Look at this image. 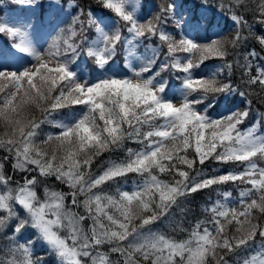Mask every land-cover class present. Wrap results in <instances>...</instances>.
<instances>
[{"label": "snow or ice", "instance_id": "6c2138e0", "mask_svg": "<svg viewBox=\"0 0 264 264\" xmlns=\"http://www.w3.org/2000/svg\"><path fill=\"white\" fill-rule=\"evenodd\" d=\"M18 2L32 5L39 0ZM101 2L124 22L129 37L122 38L119 25L111 32L105 30L107 26L99 27L100 22L89 12V23L97 25L99 40L88 47L87 55L104 68L118 46L126 42L131 58L141 38L158 35L172 57V63H164L160 69L171 67L185 74L182 102L177 106L166 97V82L156 80L159 71L145 76L152 72L154 57L138 70L129 63L133 73L130 78L110 75L89 83L78 78L72 67L79 44L63 39V31L45 53L34 47L25 27L0 21V34L13 40V58L16 53L31 58L29 66L16 70L0 63V150L7 153L5 160L11 157L14 171L36 173L15 182L0 172V235L7 241L0 247V264H41L39 258H33L34 241L21 243L18 239L25 227L36 230L59 264H231L230 256L238 258L236 264H264V166L259 163L264 161V133L258 134L256 125L240 131L238 126L249 116L247 109L231 111L220 119L209 117L207 109L215 106L217 95L232 93V85L219 82L216 74H192L209 57L225 59L229 47L234 51L247 40L243 28L251 34L245 16L232 11L238 5L264 25V0H226L220 7L232 13L236 34L232 39L217 38L205 44L187 37L176 39L162 30L169 14L175 13V3L162 6L159 14L144 19L136 14L130 0ZM74 19L83 30L84 22L79 16ZM75 36L72 30L71 37ZM255 38L264 48V34ZM177 52L199 56L194 60L189 55L182 62ZM3 55L0 53V57ZM248 57H258L255 49ZM53 61L54 67L50 66ZM225 67L231 70L232 64ZM244 69L249 85L264 88V67L256 75L251 74L250 63ZM205 101L208 104L202 113L196 106ZM74 105H84L85 111L70 123L58 124L59 133L38 142L43 121L36 120L32 111L49 112ZM126 140L144 147L138 151L126 149V159L93 175L94 159L123 147ZM189 149L194 153L191 158ZM206 160L239 166L240 170L190 177L189 170L197 161L203 165ZM129 173L141 177L133 190L117 188L108 193L102 189L108 181ZM165 173L171 178L162 179ZM50 177L71 191H57L40 179ZM237 181L250 185L240 190L238 206L217 201L208 209L209 220L197 222L184 239L166 236L151 227L167 216L181 197ZM42 185L41 196L37 189ZM69 196L72 208L68 207ZM231 196V192L223 193L225 201ZM81 207L84 214L74 210ZM86 220L90 221L87 228ZM257 246V251H251Z\"/></svg>", "mask_w": 264, "mask_h": 264}, {"label": "trees", "instance_id": "16d2710c", "mask_svg": "<svg viewBox=\"0 0 264 264\" xmlns=\"http://www.w3.org/2000/svg\"><path fill=\"white\" fill-rule=\"evenodd\" d=\"M134 4L136 14L142 18H151L152 15L159 14L162 6L168 3H175L176 9L174 14H169L167 22L161 25L163 31L174 36L176 39L187 37L193 39L200 44L209 43L217 38L232 39L236 34L237 25L231 19V12L222 10L220 5L226 0H130ZM233 3L236 0H232ZM242 3H248V0H242ZM81 10L83 14L81 13ZM131 10V9H129ZM232 11L245 16L251 25V34L247 28H243L242 32L247 36V40L243 41L234 51L229 47V55L225 59L209 57L199 68L193 70L194 77H209L213 74L217 75V79L221 83H230L233 92L220 93L217 95V101L214 107L207 109V115L213 119H220L231 111L247 109L249 116L238 127L241 132L252 128L256 125L258 134L264 133V88L259 84L249 85L247 83L248 75L245 72L244 65L251 64L252 75H256L260 68L264 67V48L261 47L256 35L264 34V25L258 24L257 16L251 11H245L242 5H238ZM91 12L94 18L99 21V27H105L106 31H114L117 25L121 27L122 38L129 37L124 22L116 16L114 12L104 7L101 0H39L37 4L20 3L18 0H0V21L20 22L25 25L35 26L38 31L50 30L52 32L53 41L63 31V39L72 43L79 44L78 55L73 60L72 67L76 71L78 78L82 75L90 79H95L103 73L128 72V55L126 49L128 44L125 42L122 46H118L115 56L109 61L104 68H100L95 60L87 55L88 47L95 44L99 40L97 25L89 23L88 13ZM79 16V21L84 22L83 30L81 24L74 18ZM180 25L178 27L177 25ZM75 30L76 36L71 37V31ZM51 44V45H52ZM13 40L11 37L0 34V62L7 60L11 54L15 52L12 47ZM50 45V46H51ZM42 47V45H40ZM255 49L258 57H248V53ZM50 50V47H49ZM60 51H64V45L61 42ZM139 55L137 63L140 67L147 62L149 58H155L152 72L145 73V76L152 75L159 71L156 80L166 82L165 95L174 102L175 92L183 91L184 73L178 72L174 68L161 70L160 66L164 63H172V57L167 52V45L159 39V36H149L141 38L134 48ZM20 55L16 53V56ZM23 55V54H21ZM176 57L182 62L189 56L193 55L194 60L198 58L199 53L188 54L177 52ZM248 57V59H245ZM71 58V54L69 57ZM232 64L231 70L225 67L226 64ZM54 67L55 65L50 64ZM240 92H244L242 97ZM193 95H196L195 93ZM247 101H251L249 105ZM208 104L205 101L203 105L196 107L203 113L204 107ZM85 111L84 105L68 106L49 112H42L34 109L31 113L36 120L43 122L38 129L37 141L45 139L48 135H55L60 132L57 126L59 120L64 118L80 115ZM259 122V123H257ZM2 135V130H0ZM48 147V146H45ZM144 146L133 140H126L123 147L113 151H106L102 155L96 157L92 162L91 172L93 175H99L105 167L126 159V149L131 148L134 151L142 149ZM6 152L0 150V163L3 167L0 172L10 175L15 182H22L25 175H36V173H22L13 170L12 159L9 157L5 160ZM189 158L194 156L191 149L188 150ZM264 166V161H259ZM181 167H185L181 165ZM188 170V169H186ZM239 166L225 165L214 160H206L203 165L197 161L193 169L189 170L190 177L197 178V173L204 176L224 174L228 171H239ZM162 179H170L169 174L165 173ZM43 183L49 187L63 191L65 193L71 191L67 185L57 181L54 177L40 178ZM138 183H141V177L136 173H129L113 181H108L102 185V189L108 193H114L117 188L121 190H133ZM13 187L15 184L13 183ZM250 185L242 184L237 181L235 183L228 182L226 184L213 185L210 188L202 189L195 193H190L181 197L176 206H173L168 215L162 217L151 227L166 236L175 239H184L187 232L199 221L207 222L211 216L208 211L217 201L231 203L232 206H238L239 192L242 188H248ZM39 195H43V185L37 189ZM231 192L232 196L228 201L224 200L223 193ZM83 199V197H79ZM71 197H68V207L73 206L70 203ZM75 211L83 213V208H75ZM24 213L21 212V215ZM90 224L89 220L84 221V226ZM11 228H9V232ZM21 243L26 241H34L32 245L33 258H39L41 264H59L58 257L49 250V247L40 239L36 230L32 227H25L18 237ZM7 243L4 236L0 235V247ZM257 247H253L251 251H257ZM113 255V259H115ZM231 264H236L237 257H228Z\"/></svg>", "mask_w": 264, "mask_h": 264}, {"label": "rangeland", "instance_id": "374dc122", "mask_svg": "<svg viewBox=\"0 0 264 264\" xmlns=\"http://www.w3.org/2000/svg\"><path fill=\"white\" fill-rule=\"evenodd\" d=\"M12 23H14L17 26L25 27L19 22H12ZM25 28L27 29L28 33L30 34V38L33 42L34 47H36L38 50H42L45 53L48 52L49 47L52 44V32L47 30L45 32L38 33L35 31L36 27H25ZM40 45H42V47ZM134 52H135V56L131 57V58L129 57V63H131L138 70L140 68V65L137 63V59H138L139 55L136 53V51H134ZM20 57H21L20 55L16 56V58L10 57L6 61V63L3 62V64H6L12 70H16L18 68L29 66V61L31 60V58H26V61H24L22 63L20 60H18ZM45 58L47 59V57H45ZM33 63H34V61H33ZM50 64L55 65L54 61L51 62ZM110 75H116L118 77L130 78V77H132L133 73H132L131 69H129L128 72L103 73L95 79H90L87 76L82 75L80 77V79L82 81H87L89 83H92V82L99 80L102 77L110 76ZM183 91L175 92L174 103L177 106H179L180 103L182 102ZM74 119H75L74 116H70V117L64 118L62 120H59L58 124H60V123L67 124V123H70L71 121H73ZM60 131H61V129H60ZM129 191H131V190H129Z\"/></svg>", "mask_w": 264, "mask_h": 264}]
</instances>
